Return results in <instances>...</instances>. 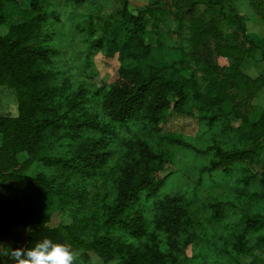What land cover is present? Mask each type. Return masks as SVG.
<instances>
[{
    "label": "trees",
    "instance_id": "trees-1",
    "mask_svg": "<svg viewBox=\"0 0 264 264\" xmlns=\"http://www.w3.org/2000/svg\"><path fill=\"white\" fill-rule=\"evenodd\" d=\"M69 1L76 6L86 2ZM227 3L228 0L208 1V8H218L220 18L235 27L234 33L224 35L197 14L196 0H155L136 14L124 0L110 40V52L120 62L118 78L99 94L109 119L105 121L89 111L92 99L84 86L69 93L70 87L57 85V74L47 68L59 52L50 47L51 35L44 33L48 16L42 0H0V26L13 17L21 18V22L10 26L7 35L0 37V87L16 94L19 108L16 118L0 117V170L8 181L0 187V248L4 247L0 264H16L12 248L33 247L45 238L66 243L58 229L49 227L55 202L67 197L73 176L91 178L109 162L117 126L144 120L156 132H162L173 115L195 118L193 109L197 108L202 122L210 129L220 127L222 133L233 134L237 143L226 148L216 144L205 150L182 140H173L174 145L211 157L203 169L211 176L221 171L230 177L236 164L246 160L264 173V111L258 119L244 120L237 128L228 123L231 115L235 114L234 120L241 118L233 105L235 92L242 94L247 84L257 82L244 75L242 69L264 49V36L253 37L245 16L228 8ZM252 4L262 13L264 0H252ZM163 27L168 35H176L177 41L168 44ZM152 34L156 47L150 39ZM211 41L215 42L214 50ZM96 46L101 48V41ZM213 52L231 60L226 72L215 64ZM155 53L160 55L159 61L147 65ZM196 61L200 69L193 67ZM130 147L116 196L105 206L100 228L104 234L99 230L94 240L83 246L109 261L120 257L121 264H169L160 245L152 243L137 250L115 236L116 232L138 240L149 236L139 204L143 196L150 200L160 195L168 179L163 174L172 163L168 153L155 152L146 141H137ZM22 153L29 156V165L43 166L39 176L9 170ZM244 172L241 183L247 191L259 175L249 167ZM251 198L264 203V187ZM228 207L226 203L210 204L213 220L222 222ZM155 223L167 235L170 248L178 250L177 238L191 221L182 200L168 196L158 203ZM242 225L246 231L264 232V215H246ZM257 246L264 247V235L258 237ZM251 251L246 235L236 236L233 252L241 256Z\"/></svg>",
    "mask_w": 264,
    "mask_h": 264
},
{
    "label": "rangeland",
    "instance_id": "rangeland-1",
    "mask_svg": "<svg viewBox=\"0 0 264 264\" xmlns=\"http://www.w3.org/2000/svg\"><path fill=\"white\" fill-rule=\"evenodd\" d=\"M124 0H86L82 5H73L69 0H42L48 16L44 27L45 35H51L50 47L59 54L47 68L54 71L56 84L70 87L69 93L77 92L85 87L92 102L89 111L98 114L105 121L106 116L100 93L113 84L120 70L118 56L110 52L111 33L116 29L120 19L119 12ZM130 10L136 14L155 0H127ZM197 14L206 22L217 27L224 35L235 32L229 22L220 18L219 9L208 8L209 0H196ZM261 3L263 0H257ZM228 8L245 16L248 30L253 37L264 36V20L252 4V0H228ZM21 22V18L13 17L0 26V37L7 35L11 25ZM116 23V24H115ZM152 28H149L151 32ZM168 44L177 41L176 35H168L162 28ZM154 47L157 46L154 35L150 36ZM101 41L102 47L96 46ZM215 42L211 41L214 50ZM160 55L154 56L146 63L155 65ZM213 59L222 71H227L231 60L213 52ZM249 66L242 73L252 81L237 94L234 107L241 118L234 120L229 117V124L237 128L244 120H256L264 111V49L257 52L256 58L249 61ZM194 63L193 67L200 69ZM199 76L203 73L199 70ZM195 118H183L173 115L162 132H156L154 126L144 120H137L123 126L115 127L117 140L113 143L114 154L109 162L98 170L91 178L73 176L66 190L67 197L55 203L49 227L58 229L65 237L66 243L76 253V264H121L116 257L106 260L97 251L86 249L83 245L94 240L105 219V206L111 204L116 196L117 183L122 174L125 160L129 159L131 144L146 141L155 152H166L172 158L163 176L168 179L159 196L146 199L144 196L139 204L146 217L148 237L133 239L123 233L115 236L126 245H133L137 250H143L147 245L158 244L168 255L169 264H264V247L257 246L258 237L264 232L246 231L242 225L244 216L264 215V203L251 198L253 193L261 192L264 187V173L261 167L249 166L248 160L238 162L232 176L226 177L221 171L214 176L204 173L203 169L210 164L211 157L200 156L192 151L184 150L172 143L182 140L195 145L201 150L220 144L233 146L237 143L233 134H224L220 127L210 129L200 120L197 108L193 109ZM19 116L16 94L5 87H0V117ZM3 137L0 134V147ZM261 145H264V140ZM264 159V152L262 153ZM29 156L22 153L16 156L14 163L9 165L11 172L18 170L25 176L37 177L44 168L39 163L28 164ZM249 167L258 173L257 180L244 191L241 183L246 175L244 169ZM0 170V187L8 182ZM24 185V184H23ZM25 186V185H24ZM243 192V194H242ZM245 192V193H244ZM174 196L182 200L189 213L190 225L177 238L178 250L169 246L167 235L158 230L155 223L158 203L165 197ZM226 203L225 219L222 222L213 220L210 204ZM245 234L251 252L237 256L233 252L236 236Z\"/></svg>",
    "mask_w": 264,
    "mask_h": 264
},
{
    "label": "clouds",
    "instance_id": "clouds-1",
    "mask_svg": "<svg viewBox=\"0 0 264 264\" xmlns=\"http://www.w3.org/2000/svg\"><path fill=\"white\" fill-rule=\"evenodd\" d=\"M30 229H28L29 232ZM0 248V251H3ZM16 264H76V253L67 243L45 238L33 247L12 248Z\"/></svg>",
    "mask_w": 264,
    "mask_h": 264
},
{
    "label": "water",
    "instance_id": "water-1",
    "mask_svg": "<svg viewBox=\"0 0 264 264\" xmlns=\"http://www.w3.org/2000/svg\"><path fill=\"white\" fill-rule=\"evenodd\" d=\"M3 248V247H2ZM2 252H4V249H3V251Z\"/></svg>",
    "mask_w": 264,
    "mask_h": 264
}]
</instances>
